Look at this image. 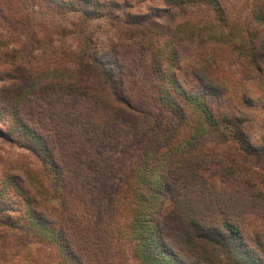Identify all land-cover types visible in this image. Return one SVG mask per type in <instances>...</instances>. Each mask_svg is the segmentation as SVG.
<instances>
[{
  "label": "rangeland",
  "instance_id": "rangeland-1",
  "mask_svg": "<svg viewBox=\"0 0 264 264\" xmlns=\"http://www.w3.org/2000/svg\"><path fill=\"white\" fill-rule=\"evenodd\" d=\"M66 1L0 0V6H16L25 20L23 28L16 30L2 19L0 12V46L19 48L12 52L21 58L15 63L29 59L23 43L32 33L37 39L34 56H46L54 48H60L74 59L78 48L91 43L104 53L112 45H123L127 55L121 56L118 63L124 74L125 88L130 89L128 93L140 92L148 101L149 95L155 96V85L160 86L163 72L168 88L187 116L184 120L178 119V115L173 116L168 109L157 105L162 118L155 131L147 138L142 133L135 138L128 135L121 144L118 161L112 163V167L118 177L116 196L125 201L114 203L113 210L108 211L112 215V231L107 244L112 258L107 261V256L106 264H144L134 254L137 248L136 236H133L138 217L141 215L142 220L153 224L168 213L171 215L168 218L169 240L173 242L172 249L177 257H165V260H171V264H206L204 255L198 256L196 248L185 243L174 229L182 228L186 208L189 218L201 222L228 220L242 237L234 240L235 244L241 242L250 255L264 260V197L258 193L259 189L264 192V170L260 163L264 156V65L258 73L244 58H249L247 53L251 54V43L264 40V0H222L226 23L217 20L218 15L211 10L197 13L194 25L193 21L186 23L184 11L170 0H127L133 7L121 6L114 11L125 24L118 22L114 15L91 20L83 18L70 11ZM197 25L204 26L205 31ZM148 36H153L154 48L150 53L138 54L135 45L140 40L147 41ZM144 46L146 50L149 47L147 42ZM163 57L164 71L157 72L158 61ZM108 58L114 61L113 57ZM3 65L0 68V129L8 132L14 130L13 97L30 84L23 64L17 68ZM201 66L212 79L209 84L217 95L203 90L196 78ZM6 70L21 81H8ZM39 74H43L40 69ZM66 101V110L73 111L70 100ZM225 112L229 114V122L222 121ZM164 133L176 136L171 146L161 151L160 161L154 165L151 146L154 137ZM152 156L154 171L143 172V161ZM170 162L181 168V172H161L164 163ZM39 164L16 143L0 140V222L12 225L0 227V264H75L56 242L54 234L33 219L31 207L24 201L26 195L20 191L30 190L29 182L36 186V179L29 174H41ZM162 173L166 182L155 181ZM18 176L21 181L16 180ZM166 184L172 189V195H166ZM52 186L54 182L51 187H45L46 198L53 196ZM176 205L179 206L180 223L171 214ZM83 208L78 204L74 209L76 220L87 225L81 227L87 229L85 233L90 241L97 242L93 234L96 225H92ZM1 210H8L15 222L4 217ZM49 224L52 228L53 223ZM31 229L39 233L34 235ZM76 234V238H80V232ZM90 248L97 249V244H91Z\"/></svg>",
  "mask_w": 264,
  "mask_h": 264
},
{
  "label": "trees",
  "instance_id": "trees-1",
  "mask_svg": "<svg viewBox=\"0 0 264 264\" xmlns=\"http://www.w3.org/2000/svg\"><path fill=\"white\" fill-rule=\"evenodd\" d=\"M122 1L67 0L66 4L69 5L70 11L79 13L78 15L83 18L91 20L114 15L118 22L125 24L120 15L115 16L114 11L121 6L129 8L133 6L129 5L127 0ZM170 1L171 4L178 8L181 7L179 9L184 11L183 17H187L186 23L193 21L194 25L197 13L211 10L218 15L217 20L222 19L223 24L227 21L224 20L227 17L222 0ZM0 12L2 19L8 21L14 29L23 28L25 23L23 12L21 13L16 6L12 7L10 4L9 7H4L1 5ZM132 15L136 16L137 14ZM173 15L177 16L178 14L174 13ZM198 28L205 31L204 26ZM207 34H209L208 31ZM197 35H201L200 31H197ZM152 39L153 36H148L145 39L147 41H138L135 51L138 54L150 53L154 48ZM25 40L23 48L29 59H25L23 63L14 62L21 59L12 53L19 48L0 46V59H2L0 68L5 66L3 64H6V68L8 66L17 68L16 66L21 67L19 64H23L27 68L26 76L30 84L28 88L21 90L13 97L11 117L14 130L10 129L5 132L0 129V140L16 143L40 162L37 167L41 174L34 172L29 174L30 177L36 179V186L29 182L30 190L23 188L20 190L26 195L24 201L31 207L33 219L37 223L45 225L44 229L50 230V233L54 234L56 242L75 264H106L112 258L108 251L110 246L107 244V239L112 231L110 220L112 215L108 211L113 210L114 203L117 205V203L125 201L116 196L118 177L115 176L114 171L116 172V170L112 167V163L118 161L121 144L128 135L135 138L142 133L143 137L147 138L155 131L162 118V113L157 105L168 109L173 116L178 115V119L182 117L183 120L187 118L184 107L168 88V81L163 72L161 73L163 80L160 82V86L155 85L157 88L154 92L155 96L149 95L148 101L145 99L146 96H142L140 92L128 93L130 89L125 88L124 74L120 71L118 63L121 56L127 55V49L123 45H112L108 52L104 53L105 51L97 50L96 45L91 43L89 46L78 48L75 58L70 59L66 50L60 48H54L46 56L45 54L41 56L35 54L34 56L33 53L37 50L36 36L32 33ZM146 42L149 46L147 50L144 49ZM32 45L34 46L32 47ZM250 49L251 54H246L249 58H244L248 59L249 67L252 70L261 73L264 65V40L259 43H251ZM30 54H32L31 57ZM166 54L167 52L164 55ZM108 56L113 57L114 61L108 60ZM145 56L147 57L148 54ZM164 57L158 61L157 72L164 71L162 66L165 61ZM169 59L166 58V60ZM39 69L43 74H39ZM198 70L196 78L200 81L203 90L217 95L209 84V80L212 79L208 75L206 76L208 73L204 66ZM5 74L8 75V81H21V78L14 77L13 74L10 75L7 70ZM66 99L70 100L69 106L73 111L66 110L64 106L67 105ZM85 102L88 105L84 106ZM223 114L225 115H223L222 121L229 122V114L226 112ZM146 132L148 133L146 134ZM175 136L174 134L170 136V133L165 136L164 133L154 137L155 142L151 146L153 147L151 152L155 156L154 165L158 160L160 161L158 158H160L161 151L171 146ZM153 156L150 160L146 158L143 161V172L154 171L151 162ZM260 163L264 170V156L263 159H260ZM179 169L181 168L173 166L170 162L164 163L161 172H181ZM12 180L14 179L12 178ZM16 180L21 181L20 176ZM144 180L145 177H142V181ZM155 181L166 182V178L162 173ZM51 182H54V186H52L54 189L51 191L53 196H49L51 198L49 199L46 198L48 195H46L45 187H51ZM166 188H168L167 184ZM171 190L168 188L166 195H172ZM258 193L264 197V192L261 189ZM158 194L161 192L158 191ZM78 204L84 207L87 218H91L92 225L95 223L96 231L93 234L97 238V242L88 239L85 233L87 229L81 227L83 222L78 223L76 220L74 209ZM176 206L171 214L180 223L179 206ZM7 211L1 210V214L4 213V217L10 222H15L12 214ZM140 216L138 224L134 227L136 235L133 234V220L131 221V232L133 237L136 236L137 249L134 250V254L144 264H171V260H165V257L169 259L177 257L172 249L173 242L169 240L168 222L171 215L168 213L160 216L153 224L142 220ZM184 217L187 220L185 219L181 224L182 228L177 226L174 229L178 236L185 239V243L196 248L198 256H200L199 254L204 255L206 264H264V260L250 255L241 242L235 244L234 240H241L242 237L238 228L228 220L201 222L196 218H189L187 208ZM49 223H53L52 228ZM0 224V227H12L7 223L0 222ZM77 232H80V238H76ZM31 233L35 235L39 232L37 229H31ZM93 243L97 244L95 250L90 248ZM165 245H168L167 248Z\"/></svg>",
  "mask_w": 264,
  "mask_h": 264
}]
</instances>
